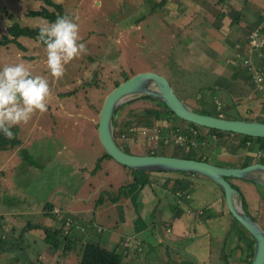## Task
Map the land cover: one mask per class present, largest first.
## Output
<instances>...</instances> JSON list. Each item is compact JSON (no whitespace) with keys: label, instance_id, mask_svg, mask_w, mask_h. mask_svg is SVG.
Instances as JSON below:
<instances>
[{"label":"rangeland","instance_id":"rangeland-1","mask_svg":"<svg viewBox=\"0 0 264 264\" xmlns=\"http://www.w3.org/2000/svg\"><path fill=\"white\" fill-rule=\"evenodd\" d=\"M50 1L61 6V16H68L79 25V35L82 38L80 42L86 45V52L69 62L65 66L64 76L56 80L47 68L45 45L27 38H18L15 43L0 45V70L5 65L24 62L33 76L41 75L49 81L52 93L46 100V112L36 111L26 124L21 123L17 126L19 128L18 139L24 143L22 149L15 154L10 153L12 149L0 151V197H5L8 194L6 190L12 192L10 195H13V198H16L18 194L28 197L27 209L19 208L18 205L14 207L24 213H31L29 216L24 214L21 217L24 226L27 222H40L45 227H55V219L54 221L50 220L45 215L42 218L36 216L40 207L43 210L46 204L59 209L58 215L61 218L64 217L58 219L59 222L69 220V217H62V215L69 214L70 209L95 210V214L105 221L94 222L99 229H103L100 240L96 239V241L105 245L106 229H114L116 226L117 237L115 238L117 239L124 227L118 214L119 210L116 208L118 199L121 197L120 200H122L123 198L119 193L120 187L124 188V186L135 182L140 189L144 185L148 189L151 187L150 193L154 194L150 195L151 198L160 199L161 190L155 186L156 183L150 185L148 178L151 179L150 181L154 178H164L167 173L141 172L132 175L110 159L102 157L103 151L96 136L98 113L94 112L95 109L98 112L102 105L99 99H104L113 89L110 86L111 82L121 75L132 73V76L143 72H153L162 76L171 86L177 98L191 110L198 108L193 101L188 99L190 97L203 99L201 106L211 105L214 101L216 104H220L221 111H223L222 104H225V98L218 95L211 87L205 86L211 83L212 75L209 68L206 71L198 59L199 48L194 53V50L190 51L188 44L185 45L182 38L180 39L181 32L185 35L192 32L198 25L204 26L205 12L212 14L221 10V7L214 6L217 0H178L180 5L187 4L188 9L184 14L172 18L165 16L164 8L158 7L161 0ZM41 9L54 12V9L47 6L42 0H0V41L6 34L5 29L11 25L38 29L44 27L48 21L29 15L30 12ZM216 17L212 18L207 15L206 19L208 18L210 23L216 24ZM214 26L210 24L211 28ZM204 56L208 63H212V67L217 63L222 65L219 60L214 59L215 57L211 58V54H204ZM235 66L236 64H227L228 69H234ZM210 71L215 76V71L213 72L211 69ZM180 87L183 91L180 90ZM67 104H72V106L65 110L64 107ZM137 108L143 109L141 113ZM118 109L113 116L116 127L118 120L125 122L128 119L132 125H127L128 128L139 126L140 128H134V133L140 134L139 130L141 129L145 131L144 137L149 138L151 134L148 129L152 122H147L149 127L144 126L143 122L147 117L148 120L152 119V114L161 110L162 106L159 103L151 104L147 100L137 99ZM130 110L135 112L130 113ZM63 111L70 114L78 113V115L74 116V119H68L62 113ZM157 115H159L157 118L170 119V127H177L179 131L183 130L181 121L173 119L169 115L165 116L163 112H158ZM253 115L254 113L246 115L243 103L239 102L236 110L226 111L222 117L239 119L240 117L252 118ZM90 118L94 119V123L90 122ZM31 124H35L37 128H31ZM161 124L164 127L167 125H164L163 122ZM130 138H134V135H130ZM163 138L167 139V144H162ZM135 139L138 141L137 136ZM173 139L174 137L167 138L166 132L163 131L162 138L158 135L156 141L151 145L152 152L169 157H179L180 153H183L182 146L174 144ZM147 142L149 143V141ZM147 142L144 141L143 144L137 142L138 144L127 148V151L144 154ZM198 146L187 149V153L195 158L197 155L207 152V149L204 147L199 149ZM234 150L235 144H231L228 147L214 150L212 156L202 158L207 163L219 167L231 166L234 163L224 164L216 161L215 155L218 153L221 155L236 154L237 160L239 158L245 163L258 161L253 156L245 154V148ZM251 150H254V147ZM7 159H9L8 162ZM5 160L6 162H4ZM237 182H240L237 185L241 187L250 188L253 186L249 182ZM206 184L209 185L207 182ZM197 188L198 186H195L191 189L192 195L198 193ZM108 197L117 199L115 203H112L106 200ZM244 198L246 207L243 210L250 217L251 210L256 205L255 197L244 196ZM143 206V203L139 204L138 208L141 209ZM17 217L19 216L10 220ZM40 219L43 221H39ZM258 219L262 220V215ZM260 220L258 224L262 225L263 221ZM146 222L148 220L142 221L144 226ZM156 222L159 224L158 220ZM20 227L22 226H15L16 232L14 231L13 237L8 230L5 231L7 233H4V236L7 235L11 241L6 238V241L9 242L7 245H10L12 249L21 246L29 248L31 251V255L27 256L29 261L33 264H42L44 245L40 240V232L34 230L26 233L24 237H20L18 233L23 228ZM79 229L77 226L73 227L75 236L83 233ZM99 229H95V231L99 232ZM157 230L158 234L164 237L162 227L158 226ZM135 236H132V239ZM0 241H3L1 235ZM129 245L133 246L132 243ZM177 247L180 249V246ZM8 257L9 255H0L1 259ZM61 259V264H78L77 249L73 248ZM54 262L60 264V260H54Z\"/></svg>","mask_w":264,"mask_h":264},{"label":"crops","instance_id":"crops-1","mask_svg":"<svg viewBox=\"0 0 264 264\" xmlns=\"http://www.w3.org/2000/svg\"><path fill=\"white\" fill-rule=\"evenodd\" d=\"M160 4H163L161 8H164L165 16L172 18L180 16L182 13L184 14L188 9L187 4L180 5L178 0H164ZM226 6L228 7L226 16L220 21L216 19V24L210 23L207 18L203 21L204 26L198 25L192 32L185 35L181 32L180 39L182 38L184 44H188L189 50H194V53L199 48L198 52L200 55L198 59L206 71L209 68V72L212 75L211 83L205 86L211 87L218 95L225 98V104H222L223 111H221L220 104H216L213 101L218 108L219 116L217 117L230 120L249 119L264 123V93L258 90L257 85L252 80L250 71L248 69L244 70L241 66V63L243 64L246 61L264 76V48L250 51L248 46V35L251 31L258 29L264 35V0H222L221 11ZM231 20L234 21L231 23ZM210 24L215 26L211 28ZM203 53L205 55L211 54V58L215 57L214 59L219 60L222 65L220 66L217 63L212 67V63H208L205 60ZM228 63L236 64V66L234 69H228ZM210 69L213 72L215 71V76ZM180 90L183 91L181 87ZM239 102L243 103V110L246 115L254 113L252 118L240 117L239 119H232L222 117V114L226 111L236 110ZM71 106L72 104H67L64 109H69ZM62 113L68 119H74V116L78 115V113L70 114L66 111ZM90 122L94 123V119L90 118ZM162 122L166 125L165 121L161 120L155 122L156 127L163 128ZM117 125V129H128L130 135H134V138H136L133 127L128 128L127 124L122 120H118ZM30 127L33 129L37 128L35 124H31ZM160 131H162L160 133V137H162L165 129ZM132 139L121 135L118 139V144L130 148L133 145ZM19 140V145L11 151L9 150L10 153L15 154L22 149L24 143L21 139ZM23 140L25 139L23 138ZM211 143L218 150L231 144H235L234 151L240 150L228 136L211 141ZM253 147L254 150H251ZM245 150V154L257 159L254 156L258 151L255 145H251L250 149L245 148ZM212 152V150H207L200 157L212 156ZM215 156L216 161L224 164L234 163L231 166L222 167H239V163H244L239 158L237 160L236 154L221 155L218 153ZM148 180L150 185L157 184L155 186L161 190V198L156 199L158 201L151 198L154 195L150 193L152 189L151 187L148 189L145 185L141 189L138 184L135 186L128 185V187L124 188L120 187L119 193L123 198L122 200H120L121 197L118 199L116 208L119 210L118 214L124 227L117 239L115 238L117 237L115 234L116 226L114 229L105 230L107 232L105 245L104 243L102 244L104 247L119 253L123 257V264H242L239 261L240 256L230 251L234 244L236 231L233 228L229 230L232 227V219L226 215L222 193L211 181L201 176L181 173H167L164 178H154L152 181L148 178ZM236 180L229 179L228 182L235 190L241 193L239 194L243 198L244 196L255 197L256 205L253 209L251 208L250 217L258 224L260 220L258 217L262 215V220L260 221L264 222V199L255 192L257 188L255 186L250 188L238 186L237 184L240 182L237 181H248ZM195 186H198V193L192 195L191 189ZM175 191H181L179 192L181 198L178 200L175 197L177 193ZM6 192L8 194L5 197H0V235L3 239L2 242L0 241V255H9V257L6 259L0 258V264H31L27 257L31 255L30 249L22 246L17 249L10 248L11 246L7 245L9 242L6 241L7 235L4 236V233H7L5 231L8 230L13 237L14 231L16 232L15 226H24L21 217L27 213L20 211L19 208L27 209L29 199L27 196L19 194L16 198H13V195H10L12 192L8 190ZM58 194L61 193L58 192ZM185 196L188 198H185ZM106 200L110 202V198H106ZM244 200L246 202L245 198ZM142 203L144 206L139 209L138 205ZM16 205L19 206L18 209H14ZM44 212L42 207H40V211L36 216H41L42 218ZM57 212H60L59 209L52 206V214H56L54 219L58 221L61 217ZM30 214L28 213L27 215L29 216ZM73 215L85 221L91 219L92 225L89 232V240H100L103 229H99L94 222L105 221L95 214V210L70 209L69 214H64L62 217ZM16 216L19 217L10 220ZM145 220H148L145 223L146 227L142 223ZM156 220H158L159 224ZM18 221H21V223H18ZM39 221L43 220L40 219ZM58 223L61 222L58 221ZM158 226L162 227L164 237L158 234ZM95 229L100 231H95ZM134 235L136 236L132 239ZM7 239L10 241L9 237ZM125 240H127L126 246L123 244ZM137 240L140 242L141 250L139 252L136 250V243H134ZM129 243H132L133 246L129 245ZM174 245L180 246V249ZM239 245H242L241 241ZM42 253L44 255L46 251L43 250ZM13 254L15 255L13 256ZM19 255L21 257H18ZM47 256H43L42 264H48Z\"/></svg>","mask_w":264,"mask_h":264},{"label":"water","instance_id":"water-1","mask_svg":"<svg viewBox=\"0 0 264 264\" xmlns=\"http://www.w3.org/2000/svg\"><path fill=\"white\" fill-rule=\"evenodd\" d=\"M140 97L161 103L178 120L209 130L264 139V123L249 119L230 120L198 114L177 98L162 76L153 72L135 74L114 87L104 97L96 119L97 141L103 154L117 165L142 173L197 175L217 186L223 195L227 213L253 240L249 264H264V225L260 227L245 214L241 195L227 181L228 179L245 180L264 188V165L251 163L244 167H219L192 159L125 153L113 138L112 117L120 106Z\"/></svg>","mask_w":264,"mask_h":264},{"label":"trees","instance_id":"trees-1","mask_svg":"<svg viewBox=\"0 0 264 264\" xmlns=\"http://www.w3.org/2000/svg\"><path fill=\"white\" fill-rule=\"evenodd\" d=\"M42 2H44L49 7H52L54 9V12H49L45 9H41L39 11L30 12L29 15L31 17H40L42 19H45L49 23H51V22H54L57 19V17L61 16L62 13L60 11L61 10L60 5L54 4L50 0H42ZM162 2H164V0H161V3ZM161 5H163V4H158V7L161 8ZM216 5L221 6L222 0H217L214 3V6H216ZM227 9H228V7L226 6L223 11L218 10L217 12L212 13V14L205 12L204 13L205 19H206L207 15L209 17L213 18V17H216L215 16L216 14H219L216 18H217V21H220L223 17L226 16ZM151 13H153V12H151ZM205 19H204V21H205ZM233 21L231 20V23ZM39 31H40V29H38V28L19 27L18 25H11L5 29L6 34L2 36L3 39H2V41H0V45H5L7 43H15L18 38L31 39V40L37 41L38 43L44 45L42 42H40L38 40ZM7 35H8V38H6ZM131 74H129L130 76L129 75H121L119 78L114 79L111 82L110 86H112L113 88L116 87L119 83L130 78ZM139 99L141 101L147 100V101L151 102V104L159 103V102H156L153 99H150L147 97H140ZM188 99H191V101H193L197 105L198 109H193L192 111H194L198 114L208 115V116H212V117L219 116V113L217 111L218 108L214 102H212L211 105L206 104V105L201 106L200 104H201V101L203 99H200V98L197 99V98H191V97ZM99 100H100V104H101L103 101V98H100ZM159 104L162 106V109L158 110V112H163V115H165V116L169 115L171 118L177 119L171 113H169L167 111V109L161 103H159ZM137 109L139 110L140 113L143 110V109H139V108H137ZM137 109H135V110H137ZM118 110L119 109H117L116 111H118ZM94 112L98 113L96 111V109ZM129 112L133 113L135 111L130 110ZM158 112L152 114V116H151L152 119L148 120L149 118L147 117L145 119V122H143L144 126H148L147 122H150V121L152 122V125L150 126V128L149 129L147 128L149 130L151 136L156 134L157 131L160 132V130H162V129H165L166 136L168 135V131H171V132L177 131L178 133H181V135L184 138H186V140H187L186 146L188 149L194 148L195 146L199 145L198 146L199 149L204 147L205 149L210 150V151L216 150V147L214 145H212L211 141L218 140L224 136H228L233 142L236 143L237 147L240 149H243V148L250 149L251 145H255L257 147L258 151L264 150V139L250 138V137H246V136H242V135H238V134H233V133H224V132H220V131H216V130H209V129L201 128V127L195 126L193 124H190V123H187V122H184L181 120H179V121H181L183 123V130L179 131V129H177V127L176 128L170 127V125H169L170 119L157 118L159 116V115H157ZM158 120L165 121V123L167 124V127L161 128V127L154 126L155 122ZM132 122H135V121H132ZM130 123L131 122H128V119H127V121H125V124L132 126ZM112 127H113V138L115 140L119 139L121 135L123 137H126V138L130 137V133L128 132V129H125V130L117 129L116 123H115V120H113V117H112ZM134 128H140V127L136 126ZM11 130L15 134V138L11 139V140L6 139L3 135V133L0 132V151L14 149L15 147H17L19 145L18 128L15 126ZM139 131H142V130L140 129ZM159 132H158V134H159ZM190 141H195L197 144L194 147H192V146H190ZM132 144L133 145L138 144L137 139L133 138ZM139 144H141V143H139ZM148 145H150V147L147 148ZM151 145H153V141H151V142H149V144H147V146L145 147V153L144 154L130 153L129 151H127V147L121 146V145H118V146L125 153L132 154V155L165 156L163 154H154L152 152ZM102 155H103L102 156L103 158L110 159L109 157L105 156L104 154H102ZM188 155L189 154L187 153V151H183V153H180L178 158L192 159V160H196V161L206 162L202 157H200V155L196 156L195 158L192 157L191 155H189V156ZM170 157H177V156H170ZM256 163H261L264 165V158H262V157L259 158L258 161H256ZM248 164L249 163H245V162L240 163L239 167H244V166H247ZM123 168L125 170H128L130 172V174H132V175H137V174L141 173V172L132 171V170L125 168V167H123ZM181 174H186V173H181ZM136 184L137 183L134 182L132 184H129V186H135ZM253 186H255V188H257L255 192L261 198L264 199V188H260L254 184H253ZM124 187H128V185L124 186ZM121 188H123V186ZM258 189H260L261 191ZM175 192H177V191H175ZM178 192H181V191H178ZM241 197H242V195H241ZM107 199H109V198H107ZM115 200H116V198H110V202H112V203H114ZM100 202H102V201L100 200ZM242 204H243V208L246 207L245 200L243 197H242ZM43 212H44L45 216L50 218V220L54 221V218H55L54 215L55 214H52V205L46 204L43 207ZM245 214L249 217V215L246 212H245ZM226 215L229 218H231L230 215L227 213V211H226ZM68 217H69V221L67 223H65V222L58 223V221L55 220L56 225L53 228L52 227H45V225H43L40 222H36V223H28L27 222V224L18 233V236L24 237L26 233L34 231V230H37L38 232H40V234H41L40 240L42 241V243L44 245L43 250L46 251V253L44 255L45 256L48 255L47 256L48 264H55L54 260L62 261L61 257L67 255L73 248L77 249L78 264H123V257L119 253H117L113 249H108L107 247H104V245L98 241L89 240V232H90L91 225H92L91 219L88 221H85L84 219H81L80 217H78L76 215L68 216ZM263 225H264V222L260 226H263ZM74 226L82 228L83 233H81L79 236H75L74 231L72 230ZM231 226L232 227H230L229 230L231 228H233V230L236 231V234H235L234 244H233L230 251H233L234 252L233 254H237L240 256L239 261L242 264H249L251 254H252L253 240L250 237V235L237 222L231 220ZM240 241L242 242V245H239ZM43 250H42V252H43ZM230 256H231V253H230ZM31 264H33V263L31 262ZM60 264H61V262H60Z\"/></svg>","mask_w":264,"mask_h":264},{"label":"clouds","instance_id":"clouds-1","mask_svg":"<svg viewBox=\"0 0 264 264\" xmlns=\"http://www.w3.org/2000/svg\"><path fill=\"white\" fill-rule=\"evenodd\" d=\"M257 35L253 33V44L257 43ZM81 39L79 25L68 16L57 17L41 27L38 40L46 46L47 68L56 80L64 76L69 62L86 52ZM253 78L258 84L264 80L259 73ZM51 94L49 81L41 75L33 76L24 62L5 65L0 70V132L4 137L14 139L13 127L26 124L36 111L46 112Z\"/></svg>","mask_w":264,"mask_h":264},{"label":"built area","instance_id":"built-area-1","mask_svg":"<svg viewBox=\"0 0 264 264\" xmlns=\"http://www.w3.org/2000/svg\"><path fill=\"white\" fill-rule=\"evenodd\" d=\"M253 33H257L258 34L257 37H256V40H257V43L256 44H253L252 43ZM248 46H249L250 51H252V50H261L262 48H264V35H262L259 32L258 29H255V30H253V31H251L249 33V35H248ZM241 65L244 66L246 70L248 69L250 71L252 80L257 85L258 90L264 93V80H261V82L258 84L257 81L254 80V78H253L256 73H259V75L261 77H264V76L259 72V70L254 69L253 67H251V65L248 62H246V61H244L243 64L241 63ZM165 127H167V126H165ZM129 131H132V130H129ZM158 132L159 131H157L156 134L150 136L149 138H145L144 137L145 131L143 130V131L140 132V134L139 133L137 134V137H138V141L137 142H140V143L141 142L143 143L144 141H146V142L147 141H149V142H151V141L155 142L156 139H157V137H158V135H160L161 131L159 132V134H158ZM175 132L168 131V136H166V137L167 138H173L174 137V139H173L174 140V144H180L182 146L181 151H186L188 149L187 146H186V144H187L186 138H184L181 134L178 135L179 133L177 131H175ZM160 138H162V137H160ZM167 143H168L167 139L166 138H163L162 144H167ZM147 144H149V143L147 142ZM196 144L197 143L195 141H190V146L194 147ZM254 156L257 159H259L261 157H264V150L263 151H257L254 154ZM175 197L177 198V200L179 198H181L180 193L177 192L175 194ZM185 198H188V197L185 196ZM68 221L69 220H66L65 223H67ZM79 230H80V232H83V229L82 228H80ZM134 243H136V245H135L136 246V250L139 252L141 250L140 249V246H139L140 245V242L137 240ZM123 244H124V246H126L127 245V240H125Z\"/></svg>","mask_w":264,"mask_h":264},{"label":"flooded vegetation","instance_id":"flooded-vegetation-1","mask_svg":"<svg viewBox=\"0 0 264 264\" xmlns=\"http://www.w3.org/2000/svg\"><path fill=\"white\" fill-rule=\"evenodd\" d=\"M136 136H137V135H136ZM137 138H138V137H137ZM115 142H116L117 145H119V144H118V139L115 140ZM141 144H143V143L141 142ZM228 180H229V179H228ZM228 180H227V181H228ZM228 183H229V182H228Z\"/></svg>","mask_w":264,"mask_h":264}]
</instances>
